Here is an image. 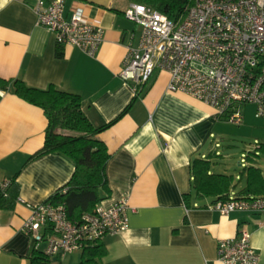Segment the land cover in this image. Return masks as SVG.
<instances>
[{"label": "crops", "instance_id": "1", "mask_svg": "<svg viewBox=\"0 0 264 264\" xmlns=\"http://www.w3.org/2000/svg\"><path fill=\"white\" fill-rule=\"evenodd\" d=\"M132 2L65 1V17L81 8L84 18L104 31L95 55L89 56L77 47L57 45L53 33L37 23L32 0H0V79L78 95L93 127L116 119L96 135L109 154L108 192H100V202L107 205L124 197L128 223L99 242L105 254L97 264H222L219 240L241 231L250 236L257 264H264V213L222 216L210 208L218 196L196 197L191 171L193 160H208L212 174L232 176L226 198L264 196L262 165L254 160L236 169L214 160L215 138L224 120L194 97L170 92L168 72H156L139 95L118 76L127 46L139 37V27L123 15ZM46 125L41 108L0 84V182L18 186L11 207L0 208V264H31L34 250L43 253L45 243L36 245L23 231V222L31 206L46 201L74 171V163L61 154L31 158L43 146ZM250 167L260 176L249 172ZM81 251L50 262L79 264Z\"/></svg>", "mask_w": 264, "mask_h": 264}, {"label": "built area", "instance_id": "2", "mask_svg": "<svg viewBox=\"0 0 264 264\" xmlns=\"http://www.w3.org/2000/svg\"><path fill=\"white\" fill-rule=\"evenodd\" d=\"M40 26L59 46H74L94 56L103 29L84 18L81 8L64 16L66 0H32ZM124 17L139 27L137 42L127 46L118 76L135 93L158 71L169 74L167 89L183 92L211 107L215 118L240 125L243 108L255 107L264 117V0H193L174 21L150 6L130 3ZM10 181L0 182L5 192ZM126 199L99 202L91 212L69 219L63 204L44 201L31 206L23 231L35 244L45 243L48 258L97 245L105 236L127 228ZM226 216L234 211L264 213V196L218 199L211 206ZM241 231L220 239L217 257L222 264H257L259 257Z\"/></svg>", "mask_w": 264, "mask_h": 264}, {"label": "trees", "instance_id": "3", "mask_svg": "<svg viewBox=\"0 0 264 264\" xmlns=\"http://www.w3.org/2000/svg\"><path fill=\"white\" fill-rule=\"evenodd\" d=\"M133 2L155 8L176 21L183 16L185 8L191 5L193 0H133ZM57 55L61 56L62 53L57 51ZM0 84L4 89L11 87L15 95L41 108L47 119L43 146L31 158L56 153L74 163V171L68 182L47 201L54 205L63 204L69 219H77L83 213L91 212L102 200L100 192H108L105 166L109 154L96 135L116 119L105 125L93 127L83 113L80 97L76 94L61 91L54 86L44 90L28 87L19 79H0ZM129 105L118 117L125 113ZM248 170L260 176V172L253 167ZM191 171L197 198L218 196V199H226L232 176L212 174L209 161L204 159L193 160ZM17 192L18 186L14 182L10 183L5 192L0 191V208H10ZM104 254L105 249L101 243L88 245L81 251L79 264H97V260ZM30 260L31 264H51L50 258L37 250L32 252Z\"/></svg>", "mask_w": 264, "mask_h": 264}, {"label": "rangeland", "instance_id": "4", "mask_svg": "<svg viewBox=\"0 0 264 264\" xmlns=\"http://www.w3.org/2000/svg\"><path fill=\"white\" fill-rule=\"evenodd\" d=\"M243 109L245 114L240 125L230 124L226 121L220 123L219 134L215 138L216 142L213 147L215 150L213 159L236 169L252 165L256 160L264 169V147H262L264 144V119L254 117L252 105Z\"/></svg>", "mask_w": 264, "mask_h": 264}]
</instances>
